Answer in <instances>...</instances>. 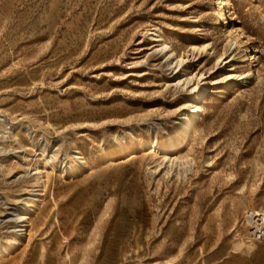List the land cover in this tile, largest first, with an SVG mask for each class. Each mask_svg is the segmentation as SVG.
Wrapping results in <instances>:
<instances>
[{
	"label": "rangeland",
	"instance_id": "rangeland-1",
	"mask_svg": "<svg viewBox=\"0 0 264 264\" xmlns=\"http://www.w3.org/2000/svg\"><path fill=\"white\" fill-rule=\"evenodd\" d=\"M220 5L0 0V115L10 125L0 121V245H12L0 264L252 262L229 253L237 238L264 246L243 222L264 208V0H226L222 15ZM232 27L248 51L229 45ZM153 32L184 55L181 71ZM203 43L212 48H191ZM224 50L234 58L221 68ZM229 64L254 75L224 92ZM184 72L204 73L209 87L170 157H187L186 173L142 145L180 133L192 91ZM72 149L84 162L67 159Z\"/></svg>",
	"mask_w": 264,
	"mask_h": 264
},
{
	"label": "bare ground",
	"instance_id": "bare-ground-1",
	"mask_svg": "<svg viewBox=\"0 0 264 264\" xmlns=\"http://www.w3.org/2000/svg\"><path fill=\"white\" fill-rule=\"evenodd\" d=\"M219 4H221L220 5V13L222 15L223 9L225 7L224 5H226V0H219ZM231 30L233 32L230 33V35H232V37L228 41L229 45H232L233 47L237 48L238 46L243 44V46L245 47V50L248 51V46L245 45L243 43V41L241 40V37H240L237 29L232 27ZM151 34H152V37H151L152 40L157 42L155 44L157 47L156 50L162 54V56L165 58L166 61H168L169 63H172L174 67L180 66V71H181V69L183 67L182 62L184 60L183 59L184 55L178 54L170 45L162 42V38L160 37V33L153 32ZM209 44L210 43H203L202 45H192L191 48L193 50H195V52L196 51H203V50L207 51L208 48H212V45L210 46ZM225 52H226V50L220 52L216 58L215 64H221L222 65L221 68H223V66H226L227 63L231 62L232 59L234 58V57L228 58L229 55L225 56ZM249 58L257 59V58H259V56L258 55L256 56V54L254 56L253 55L248 56V57L246 55L244 56V59H249ZM228 66H230V64ZM178 72L179 71L177 70L173 76H175ZM252 75H254V72L252 70L248 71L246 73H243V72L242 73H236L234 66H230L228 68L224 67L223 79H225V82L222 86V87H224L226 85L224 92H226V89L228 87H229V90H228V92H229L236 83H238L241 80L242 81L248 80ZM180 77H182V79H180ZM180 77H179L178 81H182L181 85L184 84L187 87H191V90H192L190 93V97H191L190 103L187 105V107H184V108H186V110L183 111L181 114L180 133L177 136L169 134L167 136V139L164 142L158 141V140H156V138H151L149 140L144 141L142 143V145L146 146L147 148H152L151 151H156V152L162 153L164 155L165 162H168L169 166L174 165L175 167H178V170H182V172L186 173L192 167L191 163L189 162V159L187 157L179 158L178 156H172L175 158V161H173V159H170V157H171L173 151H176L177 149H179V147L184 146L185 142L183 143V141H184L185 137L189 136L188 130H190L192 128L193 123L195 122V120L199 116V113H200L201 108H202L200 104H201L202 99L204 97L203 94H204V92L208 91L209 87H208V83L206 80L207 76H204V73H200L199 76L195 75L194 76L195 79H193L192 74H188L186 72L180 74ZM198 82H200L201 85H199ZM0 121L2 123H4L6 127H8V128L10 127V125H8L9 124L8 120L3 115H0ZM132 129H133L132 127L129 128V130H132ZM147 131L152 132V130L151 131L147 130ZM67 155H68L67 159H70L72 161L71 163L73 165L74 164L77 165V163H79V162L80 163L84 162L83 158L81 157V155L79 154V151L77 149H72ZM78 160H80V161H78ZM60 162H62V161H60ZM71 163L68 165L69 166L72 165ZM73 165L71 166V169L73 168ZM67 168L70 169L69 167H67ZM41 171H43V170H41ZM20 175H19V177H20ZM37 194H38L37 191H35L34 193L33 192L30 193V195H32L33 199H35V196ZM31 205H29V206H31ZM16 210L17 211H16V214H14V216H16L18 228L16 227L17 229H14V230H16L18 233L22 234V232L24 230V221H25L24 219L26 218L25 214L27 213L28 209L25 207H22V208L20 207L19 209H16ZM258 242L261 243V241H258ZM262 243H264V242H262ZM11 248H12L11 244H3V245L1 244L0 245V256L3 253H5L6 251L10 250ZM231 253H232V255L246 254L250 258V260L252 261L250 264H264V246L256 248V246L247 243L244 239H238L237 238V240H235L232 243L231 250H230L229 254H231Z\"/></svg>",
	"mask_w": 264,
	"mask_h": 264
},
{
	"label": "built area",
	"instance_id": "built-area-1",
	"mask_svg": "<svg viewBox=\"0 0 264 264\" xmlns=\"http://www.w3.org/2000/svg\"><path fill=\"white\" fill-rule=\"evenodd\" d=\"M243 222L248 240L264 242V208L247 209L243 214Z\"/></svg>",
	"mask_w": 264,
	"mask_h": 264
}]
</instances>
